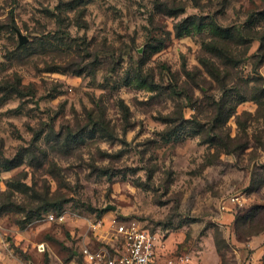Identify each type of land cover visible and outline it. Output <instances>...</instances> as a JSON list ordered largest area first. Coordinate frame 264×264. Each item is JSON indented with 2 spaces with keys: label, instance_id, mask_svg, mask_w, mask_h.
I'll return each mask as SVG.
<instances>
[{
  "label": "rangeland",
  "instance_id": "rangeland-1",
  "mask_svg": "<svg viewBox=\"0 0 264 264\" xmlns=\"http://www.w3.org/2000/svg\"><path fill=\"white\" fill-rule=\"evenodd\" d=\"M7 192L50 209L0 215V264H81L120 224L192 264H264V0H0Z\"/></svg>",
  "mask_w": 264,
  "mask_h": 264
},
{
  "label": "built area",
  "instance_id": "built-area-1",
  "mask_svg": "<svg viewBox=\"0 0 264 264\" xmlns=\"http://www.w3.org/2000/svg\"><path fill=\"white\" fill-rule=\"evenodd\" d=\"M238 197L230 198V203L239 202ZM225 209V207H224ZM64 215H51L50 220H64ZM117 233L122 236L120 248H100L92 250L83 247L81 264H192L193 257L187 249L171 250L167 240L158 233L136 226L120 224ZM38 251H46L45 244L38 245Z\"/></svg>",
  "mask_w": 264,
  "mask_h": 264
},
{
  "label": "trees",
  "instance_id": "trees-1",
  "mask_svg": "<svg viewBox=\"0 0 264 264\" xmlns=\"http://www.w3.org/2000/svg\"><path fill=\"white\" fill-rule=\"evenodd\" d=\"M212 31L214 32V34L222 36V37H229L232 36L233 33H231L230 28H224L221 27L219 25H217L216 23H210L209 24ZM205 24L202 23H188L187 25L185 24H180L179 26H177L176 29V35L177 37H183L187 34H189L190 32H192L193 28L195 30H201L203 27H205ZM234 36V35H233ZM222 52V50H221ZM21 164V159L19 157H15L13 159H5L1 165L3 167H5L7 170H11L13 168L18 167ZM9 189H13V187H9ZM22 192V191H19ZM31 202L32 201H39L40 205H38L37 207H35L34 209H26L22 204H19L18 202L15 201V197L14 194L12 192H7L4 193L0 196V215L1 214H7L9 212H21L19 211V209H23L22 212L25 213L26 209V213L27 216L26 218L30 221L34 220L37 216L39 217L40 215V211L43 212H47L50 209V199L48 198H42V199H36L35 197H31Z\"/></svg>",
  "mask_w": 264,
  "mask_h": 264
},
{
  "label": "water",
  "instance_id": "water-1",
  "mask_svg": "<svg viewBox=\"0 0 264 264\" xmlns=\"http://www.w3.org/2000/svg\"><path fill=\"white\" fill-rule=\"evenodd\" d=\"M19 38H20V46L23 45V44H25L28 41V39L24 35H22V34H19Z\"/></svg>",
  "mask_w": 264,
  "mask_h": 264
}]
</instances>
